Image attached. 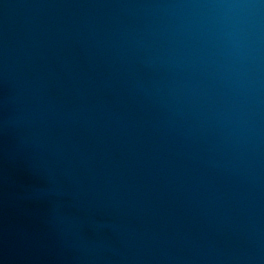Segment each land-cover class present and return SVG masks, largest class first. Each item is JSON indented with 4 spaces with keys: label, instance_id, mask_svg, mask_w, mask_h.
Wrapping results in <instances>:
<instances>
[{
    "label": "water",
    "instance_id": "1",
    "mask_svg": "<svg viewBox=\"0 0 264 264\" xmlns=\"http://www.w3.org/2000/svg\"><path fill=\"white\" fill-rule=\"evenodd\" d=\"M0 264H264L238 0H0Z\"/></svg>",
    "mask_w": 264,
    "mask_h": 264
}]
</instances>
